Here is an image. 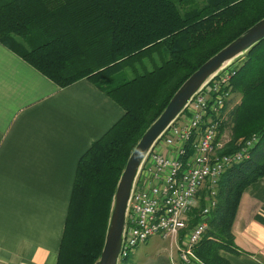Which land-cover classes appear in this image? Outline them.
Segmentation results:
<instances>
[{
	"label": "trees",
	"instance_id": "trees-1",
	"mask_svg": "<svg viewBox=\"0 0 264 264\" xmlns=\"http://www.w3.org/2000/svg\"><path fill=\"white\" fill-rule=\"evenodd\" d=\"M263 17L264 0H0L5 46L61 87L89 79L125 111L79 160L56 264L99 259L118 179L143 132L201 64ZM232 65L233 108L218 137L229 126L234 138L259 139L219 179L196 248L206 264L241 252L233 224L244 191L264 177V40Z\"/></svg>",
	"mask_w": 264,
	"mask_h": 264
},
{
	"label": "crops",
	"instance_id": "crops-1",
	"mask_svg": "<svg viewBox=\"0 0 264 264\" xmlns=\"http://www.w3.org/2000/svg\"><path fill=\"white\" fill-rule=\"evenodd\" d=\"M124 113L89 79L61 87L0 41V264L57 263L79 160ZM257 214L264 216V177L242 196L233 224L241 252H222L231 264H264ZM169 240V254L147 264H181Z\"/></svg>",
	"mask_w": 264,
	"mask_h": 264
},
{
	"label": "built area",
	"instance_id": "built-area-1",
	"mask_svg": "<svg viewBox=\"0 0 264 264\" xmlns=\"http://www.w3.org/2000/svg\"><path fill=\"white\" fill-rule=\"evenodd\" d=\"M232 66L193 98L146 159L131 199L120 258L160 235L175 241L181 264H206L196 248L217 205L219 179L228 166L247 157L259 139L254 133L239 139L237 150L219 152L220 127L233 108ZM160 143L173 147L175 155H164L157 148Z\"/></svg>",
	"mask_w": 264,
	"mask_h": 264
},
{
	"label": "water",
	"instance_id": "water-1",
	"mask_svg": "<svg viewBox=\"0 0 264 264\" xmlns=\"http://www.w3.org/2000/svg\"><path fill=\"white\" fill-rule=\"evenodd\" d=\"M263 40L264 17L201 64L179 86L163 111L146 128L131 151L118 179L112 197L103 248L94 264H119L131 199L143 165L156 144L205 86Z\"/></svg>",
	"mask_w": 264,
	"mask_h": 264
},
{
	"label": "rangeland",
	"instance_id": "rangeland-1",
	"mask_svg": "<svg viewBox=\"0 0 264 264\" xmlns=\"http://www.w3.org/2000/svg\"><path fill=\"white\" fill-rule=\"evenodd\" d=\"M256 132H251L250 135L241 136L239 139H247L252 134ZM238 138H234L232 135V131L229 126H226L225 130L221 133L219 137V141L221 143L220 150H229V152H232L234 150L238 149L237 141ZM246 191V190H245ZM244 191V193H245ZM243 193V194H244ZM169 239L163 238L160 235H154L150 237L146 242L141 243L139 246L135 247L133 251L131 252L128 264H147L148 258L153 257L155 255H164L169 254V251H166L164 248L165 246H169L170 242ZM174 255H176L177 251L174 250ZM177 258V256H176ZM119 264H123L122 258L119 261Z\"/></svg>",
	"mask_w": 264,
	"mask_h": 264
}]
</instances>
